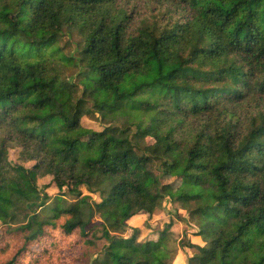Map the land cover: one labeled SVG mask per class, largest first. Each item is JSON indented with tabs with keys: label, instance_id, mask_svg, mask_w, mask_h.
<instances>
[{
	"label": "trees",
	"instance_id": "obj_1",
	"mask_svg": "<svg viewBox=\"0 0 264 264\" xmlns=\"http://www.w3.org/2000/svg\"><path fill=\"white\" fill-rule=\"evenodd\" d=\"M165 201L200 242L125 236ZM0 221V264H264V0H0Z\"/></svg>",
	"mask_w": 264,
	"mask_h": 264
},
{
	"label": "rangeland",
	"instance_id": "obj_2",
	"mask_svg": "<svg viewBox=\"0 0 264 264\" xmlns=\"http://www.w3.org/2000/svg\"><path fill=\"white\" fill-rule=\"evenodd\" d=\"M65 39L70 40V42H74L73 40L76 39V34L73 36L66 37ZM66 41V40H65ZM71 56L74 58H77L78 56V46L73 45L70 50ZM79 94V89H76L74 93V97ZM82 123L85 127L92 129L97 132H101L103 130V127L98 121L90 120L87 118H84L82 120ZM112 135L117 138H124L126 135L124 133H118L113 132ZM155 143L153 140L150 141V145L146 149V153L155 152ZM10 159L12 161H17L18 155L13 150L10 152ZM29 166V165H28ZM164 172V177L161 180L162 185V191L165 192L167 190L175 188L178 183L180 182L181 178L180 176L184 175L183 173H179L178 175H173L169 173L168 166L162 167ZM52 182V177L47 176V178H43L39 181L40 186L47 187ZM84 194H87V190L85 188L82 189ZM48 193L50 194H57L56 189L54 187H50L48 190ZM74 192V185L72 182H69L68 184V192ZM93 202L99 203L100 198L99 195H93ZM105 212L109 216V220L111 222H119L123 215L118 212L113 206L101 210L100 211ZM101 213H98L95 217L93 224L96 225L99 222H102ZM199 223H203V218L200 214H188L183 209H181L178 205L173 204L169 201H165L163 203L162 208L158 209L153 215L148 214H141L136 217H134L132 220L129 221V227L127 228V232L125 236H130L133 232V228H138L142 231V238L145 239H152L154 237V233L158 230H162L166 225L171 224V230L176 233V236L178 237V240H183L185 237H190L192 242H200V238L198 236L194 235V232H197ZM6 229V226L3 222L0 221V234L4 232ZM73 241H77V238L74 237ZM191 251L190 249H179V253L174 261L173 264H187L188 256L190 255Z\"/></svg>",
	"mask_w": 264,
	"mask_h": 264
}]
</instances>
